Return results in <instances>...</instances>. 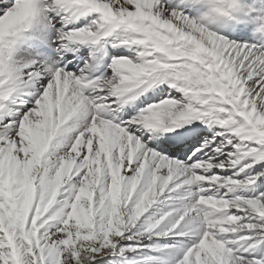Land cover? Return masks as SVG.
Returning <instances> with one entry per match:
<instances>
[{"label": "snow or ice", "instance_id": "6c2138e0", "mask_svg": "<svg viewBox=\"0 0 264 264\" xmlns=\"http://www.w3.org/2000/svg\"><path fill=\"white\" fill-rule=\"evenodd\" d=\"M0 264H264V0H0Z\"/></svg>", "mask_w": 264, "mask_h": 264}]
</instances>
